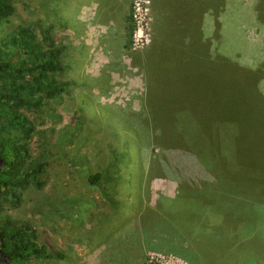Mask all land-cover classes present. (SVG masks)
<instances>
[{
    "label": "rangeland",
    "instance_id": "1",
    "mask_svg": "<svg viewBox=\"0 0 264 264\" xmlns=\"http://www.w3.org/2000/svg\"><path fill=\"white\" fill-rule=\"evenodd\" d=\"M139 2L147 7L144 33L149 36L148 43L141 47L133 45V34L137 30L131 21L127 49L129 54L136 56V61L128 62L129 66L120 70L122 74L111 75L109 84L102 87L105 93L93 85H80L84 69L79 68L75 49L63 42L61 35H58L60 30L56 31L59 40L66 46L62 60L64 70L57 79L72 82L73 85L68 87L67 94L50 101L41 115H30L36 131L28 143L29 154L35 162H46L42 177L44 186L41 190L32 186L23 190L20 203L12 206L10 202H5L2 214L30 225L36 231L38 244L57 256L46 260L32 259L25 264H264V185L260 186V201L250 206L241 205L239 211L230 212L237 213V217L247 218L242 219L234 237L231 229L235 226H229L231 221L226 215L216 207H204L206 213L213 215L210 222L205 223L210 233L213 232L209 239L224 238L227 243L225 252L206 249L202 257H196L191 251H185L183 256L176 252L156 250L148 244L146 246L141 236L137 240L132 237L135 229L138 232L140 228L137 209H154L162 198L185 199L187 195L183 197V193H187V190L190 193L192 186L202 182H214L216 185L210 183L213 184L211 192L232 201L229 186L222 183L224 179L216 181L217 176H222L216 158L210 159L208 152L201 160L197 156L201 153L194 150L196 141H191V148L186 150L180 139L164 138L166 129L162 131L160 125L150 120L146 102L150 98L165 99L167 96L164 97L161 86L170 81L176 85L189 81L188 84L193 85L194 89L188 95L195 96L199 102L204 80L199 79L198 70L194 69V75H189L187 81L182 77V68L186 67V63L181 59L191 42L198 50L206 46L208 53L218 47V52L231 62L251 69L263 66L261 71L264 72V0H221L219 9L214 11L213 27L211 18L206 15L205 19L196 16L191 20L184 19L182 31L193 28V35L178 32V29L160 28L158 23L155 25L152 0ZM47 8H50L48 0H16L14 15L3 34L12 33L19 25H29L35 28L40 38V29L46 23ZM215 31L218 32L219 45L212 40ZM173 56H177L182 64L177 61L174 65L169 64L167 60ZM157 81L162 85L155 84ZM261 89L264 92V80ZM78 119L81 132L76 139L63 144L66 137V141L69 140L64 133L66 128H74ZM173 127L181 129L180 126ZM119 133L126 134L125 143L114 141V138H120ZM82 134L87 136L84 137L87 140L77 146ZM184 138L188 143V136ZM114 150L123 152L128 164L124 166L123 182L117 195L122 202L120 210L113 214L110 208H94L91 213L98 215L92 223L76 225L73 222L75 215L66 213L70 207L65 205V198L78 194H92L93 198L98 196L95 192H87L78 179L72 165L73 155L85 154L88 168L95 172L105 164L109 152L113 153ZM209 164V167L206 166ZM213 199L216 205H212L219 206V199ZM228 208L226 206V210ZM82 212L85 214V206ZM222 222L225 226L223 229L229 235L222 231ZM95 226L97 229H94ZM112 229L113 236L110 234ZM187 244L188 241H185Z\"/></svg>",
    "mask_w": 264,
    "mask_h": 264
},
{
    "label": "trees",
    "instance_id": "2",
    "mask_svg": "<svg viewBox=\"0 0 264 264\" xmlns=\"http://www.w3.org/2000/svg\"><path fill=\"white\" fill-rule=\"evenodd\" d=\"M15 1L0 0V159L4 162L0 170V250L10 264H25L32 259L46 260L57 255L38 244L36 231L30 225L3 215L2 208L5 202L17 206L21 192L30 186L37 190L43 188L46 162H35L29 154L28 143L36 131L30 115H41L50 101L67 94L68 87L73 84L57 79L64 70L62 49L54 45L51 26L47 25L48 17L40 29V38L35 28L29 25H19L12 33L3 34L14 15ZM220 1H215V12L222 3ZM196 2L191 4L193 12L188 13L190 20L193 16L199 19ZM192 30L189 28L183 32L193 35ZM212 38L213 43L221 44L217 31ZM192 44L189 43L181 59L186 63V67L182 68V77L186 80L189 75H194V69L198 70L199 79L204 80L199 102L195 96L188 95L194 89L189 81L180 85L174 81L162 85L157 81L155 84L162 85L164 97H167L155 99L150 95L146 102L148 115L154 124L161 126L162 131L166 129L164 138L180 139L186 150L191 148V141H196L194 150L201 153L197 155L201 160L208 152L210 159L216 158L218 169L222 172L216 181L224 179L222 183L229 186L232 201L211 192L213 184L216 185L214 182L189 186L192 188H189L190 193L186 188L187 193H183L187 199L162 198L154 209H137L140 228L137 232L134 227L132 237L137 240L141 236L143 244L159 251L176 252L183 256L185 251H191L196 257H202L206 249L221 253L227 249L224 238L209 239L213 232L210 233L205 223L210 222L213 215L206 213L204 207L220 209L231 221L229 226L234 224L231 229L234 237L240 222L246 217H237V213L230 212L239 211L241 205L250 206L260 201V186L264 185V92L261 89L264 72L261 71L263 66L251 69L231 62L218 52V47L208 53L206 46L198 50ZM181 60L173 56L167 61L174 65ZM79 120L74 128H66L64 133L69 140L66 141V137L63 144L70 143L81 132ZM173 126H180L181 129ZM80 136L77 146L87 140L84 139L86 135ZM186 136L188 143L184 138ZM119 137L114 141L125 143L126 134L119 133ZM125 157L117 150L109 152L105 164L92 172L85 154L73 155L72 165L78 179L87 192H95L98 196L93 198L92 194H78L65 198V205L70 207L66 213L75 215L73 222L76 225L92 223L98 215L91 213L94 208H110L114 212L120 210L122 202L117 195L123 182L124 166L128 165ZM212 197L219 199L217 204L220 207L213 206L216 203ZM84 206L85 214L82 212ZM226 206H229L228 210ZM225 222L228 223L227 220ZM223 228L221 225L222 231L228 234ZM185 241H188L187 245ZM236 249L232 250L233 253ZM0 264H3L1 259Z\"/></svg>",
    "mask_w": 264,
    "mask_h": 264
},
{
    "label": "crops",
    "instance_id": "3",
    "mask_svg": "<svg viewBox=\"0 0 264 264\" xmlns=\"http://www.w3.org/2000/svg\"><path fill=\"white\" fill-rule=\"evenodd\" d=\"M132 0H48V26L54 45L62 49L61 58L66 46L57 36L61 33L63 42L71 44L79 60L80 70L84 69V77L80 85L95 86L105 93L111 75L122 74L135 63L136 56L129 54L130 5ZM196 0H152L151 10L155 18L154 24L160 28L183 32L184 19L189 20L191 4ZM198 17L211 18L213 27L214 0H197ZM201 12V15H199ZM50 22V23H49ZM82 68V69H81ZM94 71V72H93ZM91 72V73H90ZM93 72V73H92ZM72 83V82H71ZM73 84V83H72ZM260 193V192H259ZM114 214V210H112ZM107 224V222H105ZM109 225V224H108ZM223 227V222L221 223ZM94 229H97L95 226ZM113 230L110 234L113 236ZM101 235V233L99 232ZM101 238V236H98ZM108 243V239L106 241Z\"/></svg>",
    "mask_w": 264,
    "mask_h": 264
},
{
    "label": "built area",
    "instance_id": "4",
    "mask_svg": "<svg viewBox=\"0 0 264 264\" xmlns=\"http://www.w3.org/2000/svg\"><path fill=\"white\" fill-rule=\"evenodd\" d=\"M144 1V0H143ZM147 15V7L141 6L139 0H134L132 4L131 21L135 24L137 32L133 34V45L137 47L148 43L149 36L145 35L144 20ZM143 32L144 34H141Z\"/></svg>",
    "mask_w": 264,
    "mask_h": 264
},
{
    "label": "water",
    "instance_id": "5",
    "mask_svg": "<svg viewBox=\"0 0 264 264\" xmlns=\"http://www.w3.org/2000/svg\"><path fill=\"white\" fill-rule=\"evenodd\" d=\"M3 166H4V162L2 159H0V170L2 169ZM0 259L2 260L3 264H10L9 259L2 254L1 250H0Z\"/></svg>",
    "mask_w": 264,
    "mask_h": 264
}]
</instances>
